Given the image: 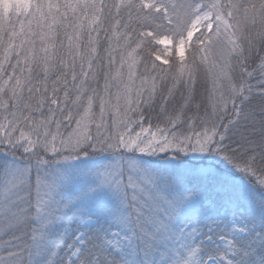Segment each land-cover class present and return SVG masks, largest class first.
I'll return each mask as SVG.
<instances>
[{"label": "snow or ice", "instance_id": "snow-or-ice-1", "mask_svg": "<svg viewBox=\"0 0 264 264\" xmlns=\"http://www.w3.org/2000/svg\"><path fill=\"white\" fill-rule=\"evenodd\" d=\"M0 264H264V0H0Z\"/></svg>", "mask_w": 264, "mask_h": 264}]
</instances>
